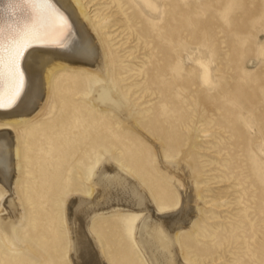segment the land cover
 Here are the masks:
<instances>
[{"label":"rangeland","instance_id":"rangeland-1","mask_svg":"<svg viewBox=\"0 0 264 264\" xmlns=\"http://www.w3.org/2000/svg\"><path fill=\"white\" fill-rule=\"evenodd\" d=\"M84 1L92 21L105 16L94 25H101L110 53V81L146 125L142 132H151L155 121L178 139L173 157L191 150L186 157L192 161L189 170L201 212L190 231L179 232L182 263L264 264V0H151L150 9L141 0ZM74 75L76 85L84 79L79 72ZM81 90L74 96L73 129L58 124L62 130L54 166L49 165L52 149L47 143L30 147L21 138L18 190L26 219L16 234L24 240L36 241L29 232L38 224L42 233L63 239L60 203L76 178V162L83 165L85 180L102 141L116 158L134 166L159 207L177 205L178 190L159 173L149 140L113 114L91 107ZM66 112L62 105L59 117ZM101 116L105 122L98 129L94 121ZM153 137L167 154L164 137ZM52 174L58 184L50 204L46 192ZM41 190L45 192L38 194ZM108 218L98 216L94 225L105 228ZM133 218V213L122 212L120 232L101 236L114 242L112 248L105 245L109 260L121 258L123 246L134 264H146L131 237ZM42 245L36 241L35 247ZM7 260L40 264L28 251L0 241V264ZM57 261L63 262L60 257Z\"/></svg>","mask_w":264,"mask_h":264},{"label":"bare ground","instance_id":"bare-ground-1","mask_svg":"<svg viewBox=\"0 0 264 264\" xmlns=\"http://www.w3.org/2000/svg\"><path fill=\"white\" fill-rule=\"evenodd\" d=\"M141 1L152 8L151 0ZM89 9L84 0H47L46 3L18 4L11 9L5 4L0 11V100L3 103L8 104L15 91L17 73L23 77L16 102L0 109V241L11 249L28 251L40 264H134L129 250L123 246H120L122 257L109 260L105 245L110 244L112 248L114 242L101 237L112 231L114 234V230L120 232L119 217L126 211L134 214L131 237L146 264H183L177 244L179 232L184 228L190 231L201 212L200 195L193 187L194 175L189 170L192 161L186 157L191 150H181L182 155L173 157L178 139L173 131H163L155 121L149 125V134L142 132L146 125L138 122L132 103L111 82L113 80L110 81V53L102 38L101 25L98 29L94 25L105 16L92 21ZM24 45L27 47L23 48ZM21 48L23 52L17 57ZM61 70L66 72L60 77ZM75 72L84 76L77 85ZM204 76L207 77L206 68ZM79 90L87 95L86 101L91 107L100 113L113 114L117 121L149 140L159 173L178 190L177 205L159 207L134 166L116 158L102 141L96 147L97 157L86 172L85 180L83 165L76 162V178L60 203L63 239L59 241L42 233V225L38 224L29 232L43 243L41 248H36V241L24 240L16 234L18 226L26 219L18 190V181L23 175L20 172L21 138L30 147L47 143L52 149L49 165L54 166L58 132L62 130L58 124L62 123L64 130L73 129L74 96ZM62 105L67 112L60 118L58 112ZM45 111L47 116L40 117ZM104 122L102 116L96 117L94 125L102 129ZM152 132L164 137L167 154ZM98 136L97 139L103 140ZM193 145L194 141L189 143L191 148ZM78 152L84 155L83 151ZM87 157L91 158L90 154H86ZM56 177V174L51 177V186L46 192L51 196L50 204L58 184ZM42 192L45 191L37 193ZM98 216H109L105 228L94 225ZM45 235L47 239L42 242ZM59 257L62 263L57 261ZM4 264L23 263L7 260Z\"/></svg>","mask_w":264,"mask_h":264},{"label":"snow or ice","instance_id":"snow-or-ice-1","mask_svg":"<svg viewBox=\"0 0 264 264\" xmlns=\"http://www.w3.org/2000/svg\"><path fill=\"white\" fill-rule=\"evenodd\" d=\"M47 0H0V11L4 10V5L7 4L11 7H14L15 5L18 4H24V3H46ZM27 45H24L23 48H26ZM23 48L19 49L16 53V56L19 57L22 52H23ZM2 59V58H0ZM17 84H16V88L15 91L13 92V95L11 97V99L9 100L8 104L3 103L2 100H0V109L5 108V107H11L15 102L16 99L18 98L19 94H20V90L23 86V77L17 73Z\"/></svg>","mask_w":264,"mask_h":264}]
</instances>
